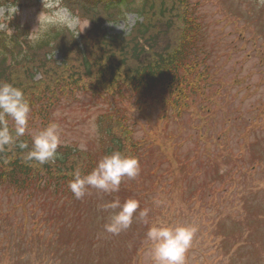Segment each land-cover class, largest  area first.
Instances as JSON below:
<instances>
[{
  "label": "rangeland",
  "instance_id": "obj_1",
  "mask_svg": "<svg viewBox=\"0 0 264 264\" xmlns=\"http://www.w3.org/2000/svg\"><path fill=\"white\" fill-rule=\"evenodd\" d=\"M204 1L206 3L201 9V13L207 26L206 52L210 62L216 65L226 87L216 84L208 91V96L219 100L220 106L216 102L198 100L195 108L186 112L178 122L173 116V111L169 110L170 125L166 130V135L173 136L176 146L185 143L183 147H177L178 157L193 159L190 166L187 167L189 177L185 185L199 186L203 183H211L212 187L209 190L214 196L218 195L217 200L208 199L204 207H191L186 194H183L182 198H176L173 195L167 196L168 200L164 203H157L160 199L157 198L156 193L147 194L148 196L143 200L152 203L150 212L153 219H149L148 214V223L145 224L134 218L128 230L119 235L104 232L107 235V241L103 240L104 234L100 236L101 241L97 234L104 230V225L112 214V210H104L102 205L116 199H119L123 204V200L128 196L110 197V194H105L99 198L95 195L101 192L89 189L88 196L90 193L91 195L86 200L91 205L90 215L93 214V216H91V220L89 218L84 222V227L80 231L85 246L83 249L86 252H84V259L78 264H91V255L96 260H101L100 255L96 254L101 252L107 261L100 264H152L149 256L151 243L147 241L146 245L141 247L143 251H141L142 260H140L135 255L136 247L130 240L138 237L140 242L146 241V233L154 225L175 226V220L170 215H174L178 224H187L196 228L192 246L186 254L185 264H264V63L262 61L264 59V4H261L259 0ZM42 11V0H27L20 11L21 20L33 31L38 27L37 17ZM123 13L118 21L105 24L104 27L109 35L129 33L139 21L138 16L128 13L124 6ZM225 16H228L231 21H225ZM5 19L7 18H0V24H4ZM220 20L222 22L218 23ZM237 21L240 26L249 25L250 31L246 37L256 38L258 50L263 53L262 55L259 51L255 52L252 42L246 43L238 38L239 31L234 24ZM90 27V22H83L74 32L84 33ZM54 29L57 28H51L42 38L50 37ZM59 30L64 29L60 28ZM245 46L246 48H244ZM57 59L61 60V56L57 55ZM224 64L226 66L223 70L221 66ZM238 80H242L243 83H237ZM215 88L221 89L223 92L221 96L216 94ZM76 97L75 100L71 97L64 102V105L54 114L48 115L47 119L51 121L50 123H57L60 126L61 139L64 142L62 146L76 145L80 149V145H84L86 150L98 152L101 139L104 138L101 123L105 115L112 113L113 106L86 94L79 93ZM209 105H211L209 112L213 111V113L211 117L206 118L208 125L205 126L204 118H195L194 114L203 112V108H207ZM160 111L158 107L145 112L138 109L124 111L130 117L127 124L134 131L135 138L142 139L151 133L157 125ZM112 114L116 117L119 116V113L116 112ZM204 114L206 117V111ZM258 122L260 127H258ZM50 123L43 124L41 121L33 123L30 125V129H32L30 133L34 135ZM197 125H202V128H198ZM207 131L210 135L208 147L200 137L202 132L207 133ZM223 131H226L227 135ZM247 131L250 134L248 137L246 136ZM158 132L163 133L161 129ZM160 134L157 136L158 139L162 137ZM214 139L224 142L221 148L216 146ZM243 149H247L242 158L246 167L247 163L252 164L254 159L260 160V162H257L259 165L254 172L236 174L235 177L239 178L236 184L244 188L245 193L238 203L230 205L228 197H224L220 191V187L223 186V176L221 177L217 171L222 170L225 165L224 154H228L229 151L234 155L240 154ZM144 150L147 156V160L144 161V169H154L160 165L162 170L169 166V161L159 155L160 151L156 145ZM197 150H199L198 155ZM213 154L218 155L215 159L217 164L211 167L212 162L209 160L214 159L211 157ZM240 177H243V182ZM145 185L151 189L152 183L149 181ZM141 193L144 192L140 191L139 194ZM154 198L156 199L153 200ZM216 201L220 215L223 216H219V219L215 208ZM241 203L242 205H240ZM203 204L204 202H200L198 206ZM235 205L243 207L242 215H236L241 210L237 213L233 207ZM143 209L146 208L143 206L141 209H137V212ZM243 210H246L245 214ZM47 215L49 218L58 219L54 214ZM56 226L52 225L51 229L45 230L46 236L37 237L31 233L30 227L22 228L28 230L20 234L22 237L20 243H16L12 234L0 235V262H2L0 264H15L18 261L13 262L14 257L20 250L23 249L30 255L37 246L45 247L50 240H58L55 235L51 234L52 229ZM95 238L98 239L96 247L91 249L88 243ZM64 240L62 238V242ZM125 241H129L132 246V256L128 262L118 261L127 249ZM61 259L67 260L63 257Z\"/></svg>",
  "mask_w": 264,
  "mask_h": 264
},
{
  "label": "trees",
  "instance_id": "obj_2",
  "mask_svg": "<svg viewBox=\"0 0 264 264\" xmlns=\"http://www.w3.org/2000/svg\"><path fill=\"white\" fill-rule=\"evenodd\" d=\"M64 2L82 18L99 19L109 12L113 14L105 0ZM143 3L139 10L145 23L138 25L129 35L107 38L97 26L83 36L82 51L75 38H64L65 34H59L55 38L56 47L65 57L60 63L49 58L54 48L47 42L33 45L26 41V47L22 49L20 38L25 33L22 29L9 40L12 49L7 43L6 33H0V43L3 42L5 50L11 53V60L6 54L0 55V81L21 88L35 116L43 111L48 112L56 105L58 92L66 94L81 90L112 104L116 103L109 99L116 102L127 100L130 104L136 101L137 105L142 100L154 103L167 93L173 101L182 100L191 84L184 73L193 74L198 70L195 64L186 63L189 57L186 28L196 7L189 0H143ZM37 73L41 74L39 80L35 79ZM9 127L13 126L9 124ZM104 134L107 140L102 143V157L115 151L136 157L141 144L148 143L144 139L140 144L123 120H114L112 116L106 118ZM19 139L31 148V139L25 135ZM27 151L20 149L16 143L0 152V200L6 196L10 202L14 195L22 196V202L63 199V205L67 204L68 208L74 210L78 200L68 187L73 173L77 169L82 175L90 173L101 158L97 153L61 149L63 157L54 163L42 165L34 160L29 161ZM145 174L142 171L140 177L125 179L121 185L131 190L137 185L142 188ZM181 182L179 179L173 182L175 189L179 188ZM53 183L56 184L51 186ZM120 190L119 195L123 196L126 191ZM130 194L132 192H126V195ZM136 198L139 200L138 196ZM3 204L1 202L3 212L0 219L6 225H12V213L8 212L10 206ZM20 256L17 255L18 258Z\"/></svg>",
  "mask_w": 264,
  "mask_h": 264
},
{
  "label": "clouds",
  "instance_id": "obj_3",
  "mask_svg": "<svg viewBox=\"0 0 264 264\" xmlns=\"http://www.w3.org/2000/svg\"><path fill=\"white\" fill-rule=\"evenodd\" d=\"M264 4V0H259ZM43 11L38 15V27L27 37L29 41H39L51 28H63L75 31L81 24V17L66 6L64 0H42ZM18 13L15 3L6 7L0 6V18L9 21ZM8 24H0V31L7 29ZM7 34H12L10 29ZM51 59V56L49 57ZM31 105L24 91L12 83L0 81V152L18 143L20 149H28L27 159L40 164L54 163L59 158L58 148L64 143L61 139V129L57 123H50L36 134L32 135V145L20 141L29 128ZM9 119L13 127H9ZM81 151H86L80 145ZM7 163V160H4ZM140 174V163L136 157L126 156L119 151L103 156L97 166L88 174L82 175L79 169L73 173V179L68 183L70 191L76 199H83L89 194V189L103 193L119 192L121 183L135 179ZM160 203V202H157ZM104 210H112L109 221L104 225V231L119 235L128 230L134 218L148 223V209L137 212L139 201L128 199L123 204L116 199L102 205ZM196 228L187 224L175 226H152L146 233V239L151 243L149 256L152 264H185L186 254L192 246Z\"/></svg>",
  "mask_w": 264,
  "mask_h": 264
}]
</instances>
